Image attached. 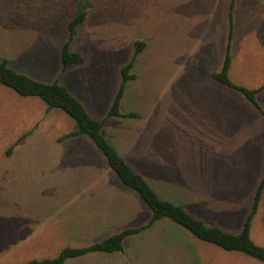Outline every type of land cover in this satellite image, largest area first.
<instances>
[{
    "label": "rangeland",
    "instance_id": "374dc122",
    "mask_svg": "<svg viewBox=\"0 0 264 264\" xmlns=\"http://www.w3.org/2000/svg\"><path fill=\"white\" fill-rule=\"evenodd\" d=\"M90 1L70 46L84 63L62 71L73 0H0V61L33 80L58 82L100 120L134 42L142 41L136 78L120 101L121 113L137 117H111L102 133L161 195L238 233L264 173V120L210 73L220 71L230 44L229 79L262 87L256 102L264 111V0H236L230 41L229 0ZM74 125L60 109L47 111L39 98L0 86V264L54 258L66 246L84 247L149 219L86 136L63 138ZM250 236L264 246V193ZM124 250L65 264H264L166 220L126 238Z\"/></svg>",
    "mask_w": 264,
    "mask_h": 264
},
{
    "label": "trees",
    "instance_id": "16d2710c",
    "mask_svg": "<svg viewBox=\"0 0 264 264\" xmlns=\"http://www.w3.org/2000/svg\"><path fill=\"white\" fill-rule=\"evenodd\" d=\"M235 1L236 0H230L228 6L230 24L229 41L231 39L232 11ZM91 6L92 2L90 0H73L72 2V13L66 27L68 37L61 46L59 53L62 71H66L74 65L84 63L82 54L73 51L70 46L77 34L78 28L87 19L88 11ZM229 47L230 44L227 45L226 55L220 71L210 73V78L225 88L238 92L249 104L253 105L258 110L264 120V111L256 102V94L262 91V87L258 89H248L244 86L234 84L229 79ZM143 48L144 43L142 41L134 42L132 57L120 70V87L106 116L100 120L92 118L84 106L58 82L43 83L33 80L10 68L5 60L0 61V86L9 88L20 97L39 98L46 105L47 111L60 109L68 115L74 121L75 125L73 131L63 138L77 135L86 136L93 146L101 153L111 172L116 175L124 187L137 195L146 205L150 213V217L146 223L139 227L124 228L120 232L111 234L98 242H93L84 247L66 246L62 248L59 254L54 258L31 259L28 260L26 264H65L69 259L79 258L92 253L109 255L114 253L124 254V241L126 238L135 234H140L142 231L150 229L163 220L178 226L198 241L208 243L226 252H238L264 263V246H260L253 242L250 236L252 222L264 193V173L255 187L251 209L244 219L240 231L238 233H231L217 225L208 224L202 219L194 217L185 210L182 204L161 195L142 175L134 172L133 168L103 135L102 128L107 119L111 117H137V115L133 113H121L120 101L123 97L126 84L136 78L132 70L134 68L135 59ZM29 135H31V131L20 136L8 148L6 154L9 155L14 147L22 144L24 139Z\"/></svg>",
    "mask_w": 264,
    "mask_h": 264
},
{
    "label": "crops",
    "instance_id": "0c3cea01",
    "mask_svg": "<svg viewBox=\"0 0 264 264\" xmlns=\"http://www.w3.org/2000/svg\"><path fill=\"white\" fill-rule=\"evenodd\" d=\"M180 1V3H187V4H200L201 2H202V0H179ZM185 1V2H184ZM218 1V0H217ZM229 2H230V0L228 1V6H229ZM225 4V3H224ZM235 4H236V1H235ZM229 18V17H228ZM215 83H217V82H215ZM219 84V83H218ZM221 85V84H220ZM260 93V92H259Z\"/></svg>",
    "mask_w": 264,
    "mask_h": 264
}]
</instances>
